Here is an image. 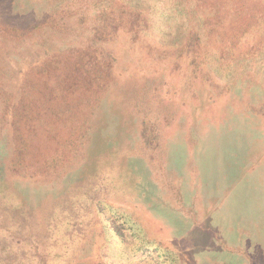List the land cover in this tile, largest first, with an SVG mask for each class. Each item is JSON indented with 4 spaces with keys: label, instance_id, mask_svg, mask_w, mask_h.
Listing matches in <instances>:
<instances>
[{
    "label": "rangeland",
    "instance_id": "374dc122",
    "mask_svg": "<svg viewBox=\"0 0 264 264\" xmlns=\"http://www.w3.org/2000/svg\"><path fill=\"white\" fill-rule=\"evenodd\" d=\"M62 1L77 11L61 16L64 32L0 38V264L38 263L39 254L66 249L69 264H264V56L214 68L195 65L182 49L186 35L165 40L154 29L101 39L115 59L114 82L84 157L50 176L4 165L11 154L4 101L32 64L86 44L104 3L0 0V17L17 22ZM103 224L122 233L124 247ZM60 233L62 247L54 244Z\"/></svg>",
    "mask_w": 264,
    "mask_h": 264
},
{
    "label": "trees",
    "instance_id": "16d2710c",
    "mask_svg": "<svg viewBox=\"0 0 264 264\" xmlns=\"http://www.w3.org/2000/svg\"><path fill=\"white\" fill-rule=\"evenodd\" d=\"M102 2L103 8L96 15L97 24L90 27L86 44L56 50L32 64L7 100L10 103L4 101L11 112V154L4 165L17 175L50 176L77 155L84 157L92 133L97 126L100 129V119H103L102 114H97V107L114 82L115 59L99 46L101 39L121 32L138 39L142 34L159 29L165 40L181 41L186 35L182 49L192 53L197 66L200 62L208 67L221 68L222 64H228L235 68L241 60L250 57L263 59L264 0ZM57 3L46 14L27 22L0 17V38L24 40L45 30L64 32L66 26L61 16L77 11H72L68 4L63 5V1ZM257 30L261 35L259 39L242 49L243 38ZM94 40L96 46L92 45ZM260 110L264 112V107ZM45 140L50 147L44 148ZM103 230L107 238H116L120 243L117 246H125L120 237L122 233L117 229L103 224ZM64 236L60 233L54 244L62 247ZM52 255V252L39 254L38 263L34 261L33 264L70 263L68 249ZM103 264L108 263L104 261Z\"/></svg>",
    "mask_w": 264,
    "mask_h": 264
}]
</instances>
